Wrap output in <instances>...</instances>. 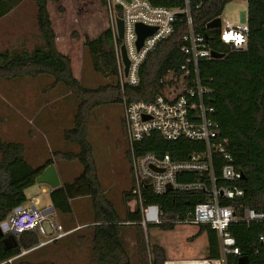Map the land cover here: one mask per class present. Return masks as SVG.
Returning <instances> with one entry per match:
<instances>
[{
    "label": "trees",
    "instance_id": "16d2710c",
    "mask_svg": "<svg viewBox=\"0 0 264 264\" xmlns=\"http://www.w3.org/2000/svg\"><path fill=\"white\" fill-rule=\"evenodd\" d=\"M20 1L0 0V17L10 12ZM32 1L36 8V25L41 44L32 51H1L0 77L11 80L45 74L53 79L49 88L62 84L79 100L73 126L65 129L63 134L64 139L77 145L79 150L56 153V156L60 159L77 160L82 171L72 182L64 181L49 193L52 206L59 215H71L73 199L84 196L91 199L93 214L86 228L90 235L89 257L92 264H163L168 258L166 250L158 243L146 242L139 224L138 207L133 211H126L124 217H121L113 203L104 195L92 157V146L87 137V122L90 111L95 106L121 104L123 98L127 101L153 100L160 91L159 78L169 68L178 67L185 60L181 46L182 36L187 32L186 18L179 15L173 33L160 41L148 54L140 66L139 83L135 86L124 85L121 88L119 85L115 50L109 29L95 39H87L85 46L93 70L111 79V82L96 88H87L74 77L70 57L59 51L56 45V33L48 6L59 0ZM151 1L167 6L182 5L180 0ZM230 1L232 0H191L194 29L202 31L212 49L223 54L220 58L202 60L199 63V75L202 83L213 90L208 99V103L214 107L212 119L218 124L220 137L228 140L225 151L230 155L234 167L241 172L237 184L245 192L240 199L221 202L234 203L238 208L247 206L261 210L264 208V0H246L248 41L244 50L230 49L206 26L212 19L220 17ZM203 148V143L189 139L165 140L157 131L151 132L135 144L137 154L168 153L176 160H184L189 154ZM225 162L227 161L222 153L212 152L213 172L219 177L218 185L228 183L220 178L221 167ZM52 163V160H47L43 165L34 167L26 160L22 143L0 139V221L15 206L27 201L25 189L33 185L43 169ZM195 178L197 175L192 173L178 175L179 181ZM143 194L145 203L160 206L162 218L166 221L183 217L194 204L208 200L207 194L202 190H170L157 195L145 188ZM128 195L131 196V193ZM73 227L65 226L67 229ZM157 227L171 230L175 226L165 223ZM127 229H131L135 253L130 252L124 242ZM228 229L239 253L226 255V264H264V245L258 241V235L264 231V223L247 225L235 222ZM201 234L206 237L204 257L219 258L217 232L209 225H198L196 236ZM38 241L32 231H25L18 236L3 234L0 237V264H55L29 259V253L35 252L37 248L21 254L22 249L32 248Z\"/></svg>",
    "mask_w": 264,
    "mask_h": 264
},
{
    "label": "built area",
    "instance_id": "2783aa9c",
    "mask_svg": "<svg viewBox=\"0 0 264 264\" xmlns=\"http://www.w3.org/2000/svg\"><path fill=\"white\" fill-rule=\"evenodd\" d=\"M106 14L107 29L110 30L116 56L118 81L124 85L135 86L139 83V69L148 54L158 43L174 31L179 15H184L187 32L182 36L181 51L184 62L178 67L172 66L159 78L160 91L151 101H127L123 98L122 130L131 173V198L140 212L141 225L146 242L149 225H209L217 232L220 257L217 259L195 258L166 260L163 264H226V255L238 254L235 240L229 231V225L242 222L264 223V208L255 210L247 206L238 208L232 201L244 196V190L237 181L241 172L231 163L230 155L225 151L228 140L220 137L218 124L212 119L214 107L208 103L213 90L204 85L199 75V63L202 60L215 59L210 43L202 31L192 24L191 0H180L181 6L154 4L151 0H102ZM123 25V36L118 37L117 21ZM153 27L137 48L136 24ZM218 40L232 50H244L248 41L247 17L238 24L226 23L216 35ZM124 46L128 59V71L124 73L121 57ZM216 51V50H215ZM157 131L165 140L189 139L203 143V150L193 152L184 160H176L170 154L144 152L137 154L135 144L151 132ZM212 152H220L226 159L221 167L220 178L227 184L218 185L219 177L213 172ZM196 174L190 181H179L180 174ZM170 190L204 191L208 200L198 202L189 208L183 217L164 220L163 211L156 203H145L143 190L150 189L160 195ZM53 189L50 188L49 193ZM44 192V190H42ZM33 200V199H32ZM79 227L70 229L56 219L53 206L36 208V201L29 206L17 205L0 221L3 234L20 235L32 231L38 237V244L21 254L60 240ZM258 241L264 245V231L258 235ZM8 261H11L9 259Z\"/></svg>",
    "mask_w": 264,
    "mask_h": 264
},
{
    "label": "rangeland",
    "instance_id": "374dc122",
    "mask_svg": "<svg viewBox=\"0 0 264 264\" xmlns=\"http://www.w3.org/2000/svg\"><path fill=\"white\" fill-rule=\"evenodd\" d=\"M49 12L56 33L59 51L71 59L72 72L82 86L96 88L111 82L109 77L96 73L87 54L85 41L95 39L107 29L102 0H59L49 3ZM246 0H232L220 15L221 25L240 23V14L246 11ZM0 52L26 49L32 51L41 44L36 25V8L32 0H21L0 21ZM53 79L48 75L6 80L0 77V139L20 142L30 165L37 167L47 160L55 164L61 182H72L82 171L77 160L57 158L56 153L77 152L78 146L64 139V130L73 126L78 98L62 84L49 88ZM88 140L98 180L104 195L121 217L126 211L137 208L131 198V173L122 130V106L119 103L101 104L90 111ZM44 190V192H42ZM50 187L35 182L25 189L26 205L34 198L42 208L48 203ZM33 199V200H32ZM91 199L79 197L72 202L71 215L56 219L66 227H79L70 235L48 243L29 253L33 261H50L55 264H92L89 257L90 235L86 226L92 217ZM62 223V224H63ZM198 226L176 225L171 230L156 225L147 227L148 244L164 247L167 260L205 258V234L196 236ZM127 229L124 235L130 252L135 244Z\"/></svg>",
    "mask_w": 264,
    "mask_h": 264
},
{
    "label": "water",
    "instance_id": "95a60500",
    "mask_svg": "<svg viewBox=\"0 0 264 264\" xmlns=\"http://www.w3.org/2000/svg\"><path fill=\"white\" fill-rule=\"evenodd\" d=\"M246 19V11H242L240 14V21H245ZM208 28L212 29L216 35L220 33V27H221V19L220 17H216L209 21L206 25ZM117 28H118V37L119 39L123 36V25L122 21L118 19L117 21ZM136 33H137V48H139L142 44L143 39L150 35L153 31V27L145 26L143 24H136L135 27ZM121 57L124 64V73L127 74L128 71V59L126 57L124 46H121ZM211 55L213 58H220L223 54L218 51H211ZM35 182L37 183H45L47 184L51 189H55L61 185V178L59 176L58 170L55 166V164H50L46 166L42 173L36 178ZM171 189V185H167V190ZM3 235V232L0 229V237Z\"/></svg>",
    "mask_w": 264,
    "mask_h": 264
},
{
    "label": "crops",
    "instance_id": "0c3cea01",
    "mask_svg": "<svg viewBox=\"0 0 264 264\" xmlns=\"http://www.w3.org/2000/svg\"><path fill=\"white\" fill-rule=\"evenodd\" d=\"M15 7H16V6H15ZM13 9H14V8H13ZM13 9H12V10H13ZM12 10H11V11H12ZM11 11H10V12H11ZM7 14H9V12H8ZM7 14H5V15L2 16V17H0V21L3 20V18H4ZM3 32H4V31H3L2 29H0V34H1V35H3ZM62 183H63V182H61V185H62ZM74 200H75V199H73V200L71 201V206H72V202H73ZM35 201H36V204H38V201H37L36 198H35ZM23 205H24V206H29V205H26L25 203H24ZM46 206H52V203H51L50 198H49L48 203H44L42 207H46ZM132 211H133V210H132ZM60 222L63 223L62 221H60ZM63 225H64V223H63ZM65 237H66V236H65ZM60 240H61V239H60Z\"/></svg>",
    "mask_w": 264,
    "mask_h": 264
}]
</instances>
